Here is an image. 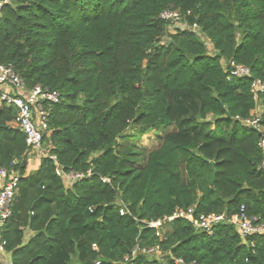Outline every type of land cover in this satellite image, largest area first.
<instances>
[{
	"label": "trees",
	"instance_id": "1",
	"mask_svg": "<svg viewBox=\"0 0 264 264\" xmlns=\"http://www.w3.org/2000/svg\"><path fill=\"white\" fill-rule=\"evenodd\" d=\"M167 9L190 11L212 54L194 33L169 31ZM230 61L250 77L228 80ZM0 65L61 95L35 168L16 109L0 102V167L20 176L0 228L12 264H123L136 245L157 246L166 264H264V239L227 221L209 235L178 218L161 237L147 224L191 207L195 219H228L241 205L264 222V120L261 131L242 124L264 113V94L250 92L264 81V0H13ZM151 133L160 141L143 157L118 152ZM57 169L92 175L71 183Z\"/></svg>",
	"mask_w": 264,
	"mask_h": 264
},
{
	"label": "built area",
	"instance_id": "2",
	"mask_svg": "<svg viewBox=\"0 0 264 264\" xmlns=\"http://www.w3.org/2000/svg\"><path fill=\"white\" fill-rule=\"evenodd\" d=\"M13 0H0V16L3 7L11 3ZM190 11H180L179 9H167L163 11L160 18L169 23V31H190L199 36L202 40L205 38L201 33L196 22H190ZM204 37V38H203ZM167 39V38H164ZM204 41V40H203ZM228 80L232 78L250 77V69L246 66L230 61ZM250 92L253 100L258 101L259 95L264 94V81L254 79L251 82ZM61 95L59 92L37 85L27 88L24 79L15 72L11 65H0V102L5 106H13L16 109V116L13 125L23 133L27 147L30 148L29 157L36 158L48 155L46 147L43 145L44 136L48 135V125L50 117V105L59 102ZM264 120V113L254 110L252 118L242 120L245 127L255 128L261 131V121ZM258 147L264 153V137L258 141ZM259 170L264 171V159L259 165ZM58 176H63L68 182H75L92 175L88 171L86 175L81 173H64L60 169L56 170ZM20 176L17 172L8 171L0 167V228L11 217V204L14 193L19 182ZM101 182L109 183L110 180L101 177ZM194 207L187 210H176L172 216L157 219L148 222V227L156 230V236L161 237L160 230L162 224L173 221L174 219H185L192 223L196 229L207 231L212 234V227L219 222H225L234 225L239 231L242 239H246L252 235H259L264 239V222L257 223L255 217H250L246 213L244 205H241L236 215L225 218L224 215L210 214L201 215L195 219L193 216ZM120 214L126 213V209L120 208ZM6 242L0 240V264H12L9 255L5 250ZM156 253H160V249L156 247H140L134 246L129 255L123 259V264H129L138 255L143 254L149 257H155ZM162 254V253H161ZM159 258V257H158ZM175 264H186L181 259H175ZM99 264V263H97ZM188 264H195L194 262Z\"/></svg>",
	"mask_w": 264,
	"mask_h": 264
},
{
	"label": "rangeland",
	"instance_id": "3",
	"mask_svg": "<svg viewBox=\"0 0 264 264\" xmlns=\"http://www.w3.org/2000/svg\"><path fill=\"white\" fill-rule=\"evenodd\" d=\"M171 31L174 32L173 30H171ZM203 40L207 45V50L212 54L211 44L205 38ZM131 133L132 132H129V134H131ZM160 134H161V132H160ZM159 141H160V138H158L157 135H155L154 133H151L146 137L134 138L132 140L131 139H125V140L119 141V144L117 146V150L123 157H127V155L130 152V150H129L130 148L132 150L139 148L140 149V151H139L140 155L143 157L144 155L147 154V152H149V150L155 148L158 145ZM31 158H33V160L31 159V163H34V160L37 159L36 156H33ZM168 227L169 226H167L166 228L168 229ZM161 253L162 252L160 251V253H156V255H154V256L160 257V259H162V256L163 257H165V256Z\"/></svg>",
	"mask_w": 264,
	"mask_h": 264
},
{
	"label": "crops",
	"instance_id": "4",
	"mask_svg": "<svg viewBox=\"0 0 264 264\" xmlns=\"http://www.w3.org/2000/svg\"><path fill=\"white\" fill-rule=\"evenodd\" d=\"M32 166H33V168H35L36 160H34V163H32ZM161 261H162L163 264L167 263V261L165 259H163V260L161 259Z\"/></svg>",
	"mask_w": 264,
	"mask_h": 264
},
{
	"label": "water",
	"instance_id": "5",
	"mask_svg": "<svg viewBox=\"0 0 264 264\" xmlns=\"http://www.w3.org/2000/svg\"><path fill=\"white\" fill-rule=\"evenodd\" d=\"M214 179H215V175L212 176V179H211V184L214 183Z\"/></svg>",
	"mask_w": 264,
	"mask_h": 264
}]
</instances>
